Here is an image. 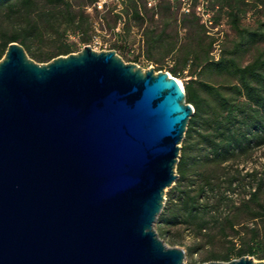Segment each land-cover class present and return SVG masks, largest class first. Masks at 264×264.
I'll use <instances>...</instances> for the list:
<instances>
[{
    "label": "water",
    "instance_id": "95a60500",
    "mask_svg": "<svg viewBox=\"0 0 264 264\" xmlns=\"http://www.w3.org/2000/svg\"><path fill=\"white\" fill-rule=\"evenodd\" d=\"M116 51L0 60V264H184L155 224L194 108ZM204 264H264L250 257Z\"/></svg>",
    "mask_w": 264,
    "mask_h": 264
},
{
    "label": "trees",
    "instance_id": "16d2710c",
    "mask_svg": "<svg viewBox=\"0 0 264 264\" xmlns=\"http://www.w3.org/2000/svg\"><path fill=\"white\" fill-rule=\"evenodd\" d=\"M95 2L0 0V60L11 43L22 45L40 63L71 54V45L65 43L68 34L80 36L82 43L92 39L93 22L87 9ZM232 2L211 0L209 3L215 25H221L222 9L231 8L228 17L239 36L230 50L225 47L224 37L218 59L211 55L216 39L208 34L194 12L181 13V23L184 28H196V51H185L181 58L177 42L167 41L165 35L148 38L150 52L161 48L165 55L178 53L176 59L184 68H195L196 77L202 79L212 74L224 80L219 85L205 81L185 85L186 101L194 108V114L180 152L177 185L169 191L166 206L158 218L161 230L184 228L198 240V246L220 243L232 246L221 255H210L205 262H230L245 256L264 260V163L246 167L255 152L264 149V54L255 56L247 64L238 56L245 45L264 41V32L241 28L242 11L235 10ZM126 3L129 5L123 13L131 17L130 21L144 22L137 10L141 3L147 14L143 1L127 0ZM261 4L264 6V0ZM162 7L168 11L181 8L177 0H162L149 12L156 16ZM47 35L55 37L60 45L47 52L36 51L35 44L43 42ZM170 73L179 78L176 68Z\"/></svg>",
    "mask_w": 264,
    "mask_h": 264
},
{
    "label": "rangeland",
    "instance_id": "374dc122",
    "mask_svg": "<svg viewBox=\"0 0 264 264\" xmlns=\"http://www.w3.org/2000/svg\"><path fill=\"white\" fill-rule=\"evenodd\" d=\"M232 1L233 5L235 4L236 6L235 10L239 8L242 11L240 24L241 28L248 29L251 32H264V6L261 4L262 0H245L241 3L238 2L239 0ZM108 3L110 10L102 15L100 13L95 15L94 13H89L87 11V13L92 16V32L94 31L93 36L96 33V26V28L99 30L98 33L101 35L102 45L93 44V36L92 39L90 38L89 42L82 43L80 36L71 33L65 37V43L71 45L73 51L72 53H79L86 46H90L96 52L114 50L126 63L136 64L144 71L154 68L153 70L156 73L160 71L170 73L171 69L176 68L179 71V78L177 79L183 88H185L187 83H192V81H205L213 85L224 83L222 78L212 74L209 76H204L202 79L196 77V74H194L195 68L190 66L184 68L182 62H179L176 59L178 53L165 55V50L161 48H158L152 52H150L148 49V38H156L157 36L165 35L167 37V41L172 40L178 43L180 50L182 51L181 53L179 52V57L181 58L185 51L197 50L198 45L196 38L198 33L196 28H191V26L184 28L183 24L181 23L183 16L181 15L180 11H168L162 7V9H159L157 12L158 14H155L156 16H153L150 12H147L146 22L130 21V18L127 16V14L123 13L126 17V22L120 27V30H117L119 20L118 3L114 0H108ZM128 5L129 3H123V11L126 10V6ZM230 10V7H225L222 9L221 21V30L223 31L224 37L226 38L225 47L229 50L232 49L233 44L239 40L238 33L230 24V19L228 17ZM151 31H153V33H151ZM92 32H90V34H92ZM35 45L36 51L47 52L52 50V48L55 46H59L60 41H57L55 37L47 35L43 42H37ZM259 54H264V41H257L245 45L239 51L238 56L244 58V64H247ZM37 63L46 64L40 62ZM195 85L198 87V84ZM183 141L180 144V150L183 147ZM261 163H264V149L257 150L254 154V158L251 162H248L246 167L248 169L251 167H259ZM177 181L175 182L174 186L177 185ZM170 190L171 188L166 191L164 207L168 201V193ZM227 211L228 210H226V212ZM155 229L158 233V236L166 246L176 247L185 252L184 264H204L212 262H205V259L212 254L221 255L232 247L230 244L223 243L218 245L198 246L200 245L198 240L184 228H165L161 230L159 228L158 221L155 224ZM236 245L238 247L239 243ZM247 257H250L255 261H260L252 256ZM218 261L225 262L222 260Z\"/></svg>",
    "mask_w": 264,
    "mask_h": 264
},
{
    "label": "built area",
    "instance_id": "2783aa9c",
    "mask_svg": "<svg viewBox=\"0 0 264 264\" xmlns=\"http://www.w3.org/2000/svg\"><path fill=\"white\" fill-rule=\"evenodd\" d=\"M118 3L119 7V20H118V29L120 30V27L123 26L126 22V17L123 14V3H126L127 0H114ZM138 1V0H135ZM145 6L148 9H155L158 4L162 0H142ZM174 1V0H170ZM180 4V11L182 14H191L195 13L196 16H198L201 20V23L207 28L208 34L216 39V42L214 43V51L212 52V56L216 59L219 58L221 53V45L222 41L224 39V33L221 30L222 25H215L214 20V11L210 8V1L211 0H177ZM109 3L108 0H96L93 6L88 7L87 11L89 13H95L98 12L101 15L109 11ZM122 11V12H121ZM141 12V10H139ZM142 15V12H141ZM96 33L93 36V44L95 45H102L101 41V35L95 26ZM107 47V46H105Z\"/></svg>",
    "mask_w": 264,
    "mask_h": 264
},
{
    "label": "crops",
    "instance_id": "0c3cea01",
    "mask_svg": "<svg viewBox=\"0 0 264 264\" xmlns=\"http://www.w3.org/2000/svg\"><path fill=\"white\" fill-rule=\"evenodd\" d=\"M137 10H138V13L140 14L139 16L143 17L144 22H146L147 21V14L145 13V8H143V5L141 3H138ZM139 10H141L142 15H141V12ZM146 10H147L146 12H149V9H146ZM131 13H132V10H130V15H131ZM119 18H120V16H119Z\"/></svg>",
    "mask_w": 264,
    "mask_h": 264
},
{
    "label": "bare ground",
    "instance_id": "6f19581e",
    "mask_svg": "<svg viewBox=\"0 0 264 264\" xmlns=\"http://www.w3.org/2000/svg\"><path fill=\"white\" fill-rule=\"evenodd\" d=\"M180 83V82H179ZM182 86V85H181Z\"/></svg>",
    "mask_w": 264,
    "mask_h": 264
}]
</instances>
